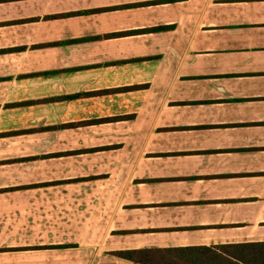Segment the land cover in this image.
Listing matches in <instances>:
<instances>
[{
    "label": "crops",
    "instance_id": "obj_1",
    "mask_svg": "<svg viewBox=\"0 0 264 264\" xmlns=\"http://www.w3.org/2000/svg\"><path fill=\"white\" fill-rule=\"evenodd\" d=\"M249 242L264 0H0V264Z\"/></svg>",
    "mask_w": 264,
    "mask_h": 264
},
{
    "label": "trees",
    "instance_id": "obj_2",
    "mask_svg": "<svg viewBox=\"0 0 264 264\" xmlns=\"http://www.w3.org/2000/svg\"><path fill=\"white\" fill-rule=\"evenodd\" d=\"M162 27L154 28L159 30ZM133 264H264V242L216 246L145 247L114 252Z\"/></svg>",
    "mask_w": 264,
    "mask_h": 264
}]
</instances>
